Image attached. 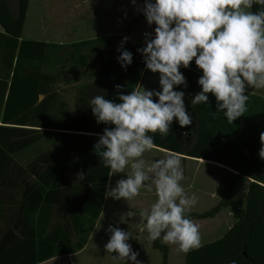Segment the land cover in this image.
<instances>
[{"label": "trees", "instance_id": "1", "mask_svg": "<svg viewBox=\"0 0 264 264\" xmlns=\"http://www.w3.org/2000/svg\"><path fill=\"white\" fill-rule=\"evenodd\" d=\"M30 2L0 0V65L4 70L0 75V183L10 180L8 187L12 188L26 182L35 189L31 196L43 198L47 194L46 198H54L58 190L47 191L37 170L43 166L82 167L83 182L62 188L60 192L67 198H88L84 209L90 211L94 223L103 209L109 182V168L101 163L94 145L104 128L114 125L97 123L90 100L102 95L119 103L118 92L128 94L140 86L146 65L138 49L145 45L131 35L146 17L142 12L136 13L123 33L69 44L50 43L23 36ZM153 27L155 29L156 25ZM125 36L130 39L123 47L133 54V62L126 69L117 60L121 55L117 49ZM180 71L188 86H175V90L185 92L186 108L193 123L181 127L174 118L167 137L161 138L158 132L149 133L154 136V146L227 163L238 171L223 179L224 190L216 205L203 212L186 213L193 221L207 220L215 218L224 208H230L237 221L236 230L230 232L219 248L213 245L193 252L192 264H232V261L264 264V160L258 155L260 133L264 132V96L246 90L247 110L230 124L222 112L217 118L210 115L217 110L216 97L211 93L207 104L192 108L191 99L201 91L198 79L202 75L195 59L189 68L181 67ZM60 83H73L82 89L78 104L66 108L68 121L44 123L53 129L46 130L42 140V135L32 137L37 143L33 141L28 146L29 137L38 135V131L29 126L42 124L31 121L45 109L44 103L38 102L39 96L57 93ZM117 84L122 85V89L118 90ZM13 147L23 149L13 151ZM71 153L78 154L84 163L71 158ZM36 155L37 159H33ZM157 159L155 157L154 161ZM250 179L262 185L252 186V196L258 198L248 209L234 193L238 185ZM152 245L162 253L161 264H168L170 246L160 239L152 241Z\"/></svg>", "mask_w": 264, "mask_h": 264}, {"label": "clouds", "instance_id": "2", "mask_svg": "<svg viewBox=\"0 0 264 264\" xmlns=\"http://www.w3.org/2000/svg\"><path fill=\"white\" fill-rule=\"evenodd\" d=\"M132 3L136 5L137 0ZM254 6L259 7L249 11ZM138 11L149 25H156L154 37L145 33L146 46L138 51L146 68L159 73L161 90L137 87L128 94L120 91L119 103L102 95L93 97L90 106L97 123L114 125L104 128L94 151L109 168L105 196L131 201L145 182H149V191L154 185L156 201L139 212L144 222L141 231L146 230L149 241L160 239L187 253L201 246L200 226L186 215L198 197L186 193L180 183L184 170L179 154L166 153L150 164L142 158L154 146V136L149 133L167 137L174 118L181 127L193 123L185 92L175 86L187 88L180 68H189L194 59L202 75L198 79L201 91L191 99L192 108L207 104L211 93L217 102V110L210 114L213 118L222 112L232 124L244 115L249 99L246 88L264 89V0H144ZM129 39L123 37L117 49L121 53L117 60L125 69L133 62V54L123 47ZM260 143L258 155L264 160V132ZM129 166L127 178L117 180L113 187L111 177L125 173ZM127 215L135 217L136 213L128 211ZM107 231L111 234L104 246L107 253L141 264L139 253L128 243L129 232L113 225Z\"/></svg>", "mask_w": 264, "mask_h": 264}, {"label": "crops", "instance_id": "3", "mask_svg": "<svg viewBox=\"0 0 264 264\" xmlns=\"http://www.w3.org/2000/svg\"><path fill=\"white\" fill-rule=\"evenodd\" d=\"M105 1L106 0H92L94 4L93 9L95 10L99 5H103ZM129 1L130 0H126L123 2V4L126 3V5L120 6V10L117 11L109 7L110 13H113L112 19L106 21L124 22L126 24V26L124 25L125 29L128 23L133 19L132 17L126 18L125 15L126 11H129ZM33 2L34 0H31L30 13ZM109 2H111V0H109ZM113 24L111 27H113ZM96 25L98 24L96 23ZM93 28L95 29L94 26ZM138 28L143 29L140 38H134L132 35L131 37L145 45V33H152L153 37L155 35L153 24L149 25L145 18L136 27V29ZM0 29H2L1 25ZM44 29L43 31L45 32L46 30ZM43 31L37 35V37H29L27 39L33 38V40L38 41L69 44L114 33H123L125 30L114 31L113 29H106V31L94 33L93 35H84L80 33L79 35L58 34L56 36L43 34ZM3 71V67L0 65V75L3 74ZM139 87L161 90L159 73H153L146 68L141 77ZM246 90L264 96V93L257 91V89L246 88ZM262 90L264 91V89ZM56 92L55 94L50 92L47 95L41 94L39 96L38 102H43L45 109L40 111L35 118H31V121L42 122V124L38 126H29V128L36 129L38 135L29 137L27 142L28 146L35 141L32 137L39 136L40 138L42 135V140L44 138V132L53 129L46 127L44 123H62L68 121L66 108L75 107L76 104H78V95L82 92V89L73 83H60L56 87ZM74 132L85 133L84 131ZM153 148L163 153L160 158H163L166 153L171 152L160 147L153 146ZM22 149L23 148L13 147V151ZM177 154L181 157V166L184 170V179L180 183L185 189V192L189 195L192 193L196 194V180L207 188L204 194H199V196H197L198 198L211 197L218 198L220 201L222 190L225 186L223 179L238 173L235 167L227 163L205 159L203 157H191L182 153ZM37 157L36 155L33 159H37ZM71 158L76 160L79 159L81 163H84L78 154L71 153ZM151 161L152 159L146 162L150 164ZM15 175L16 174L12 175V177ZM37 175L47 187V191L51 192L52 190H58V194H56L54 198H46L47 194H44L43 198L31 196V193H34L35 189L29 187V184L26 182H24V184L19 183L12 188L8 187L10 180H5L0 183V264H101V259H105L110 263L113 262L114 264L116 260L125 262V260L115 258L114 255H116V253H107L104 246L109 241L111 234L107 235L106 229L103 228L113 225L124 229L130 234L134 227L139 226L137 228L138 231L144 234L146 230L141 231L143 228V221L140 220L139 213L135 217L130 218H128L129 216L127 215V212L132 211L137 204L131 205L126 203L121 210L116 211L117 213L107 214L106 216L104 202L99 217L93 223L92 214L89 210L84 209L85 202L88 201V198H67L64 192H60L62 188L83 182L84 172L82 167L68 168L63 165L56 167L43 166L37 170ZM255 184L260 183L255 179H250L246 184L238 185L235 189V193H238L240 198L246 203L248 209L250 208L251 202L258 198L256 196L253 197L251 193L252 186ZM226 209L227 208H224L215 218L207 219L211 221L205 223V228L207 225L213 237L201 243L198 249L213 245H218L219 248L224 239H227L230 232L236 230L237 221L233 216V212L232 210H228L227 214H224ZM225 225H227V229L220 232V229ZM147 240L148 239H146V241ZM145 246L150 249L148 250L145 248L147 252H152L154 250L151 241L144 244V247ZM198 249L183 253L184 264H192L193 252ZM139 253L142 257V253ZM129 261L132 263L131 260Z\"/></svg>", "mask_w": 264, "mask_h": 264}, {"label": "rangeland", "instance_id": "4", "mask_svg": "<svg viewBox=\"0 0 264 264\" xmlns=\"http://www.w3.org/2000/svg\"><path fill=\"white\" fill-rule=\"evenodd\" d=\"M125 1L126 0H111V2H109V0H106L103 3V5H99L95 9L96 10L95 12V10L93 9L94 4L92 3V0H34L32 4L31 13L30 11L28 12L29 16L24 28V38H29V37L35 38L43 31L44 28H45L44 30L46 31L45 32L43 31V34H48L51 36H56L58 34L79 35L80 33L84 35L87 34L93 35L94 33H100L102 31H106V29H113L114 31H124L126 29V28L124 29V25L126 26L124 22H114V21H106V20L112 19L113 13H110L109 7L114 8L115 11L120 10L119 9L120 6L126 5V3L123 4V2ZM129 3H130L129 11H126L125 15L126 18L129 17L134 18L135 14L140 12L138 11V7L143 6L144 0H137L136 5L132 3V0H130ZM249 11H256V6H254L252 9H249ZM96 23L98 25H96ZM112 24L113 27H111ZM93 26L95 27V29L93 28ZM142 31H143L142 28L140 29L138 28L136 29L135 33L132 34V36L138 39L140 38ZM257 91L264 93L262 89L259 90L257 89ZM162 155L163 153H161V151H158L153 148L152 150L145 152L142 158L145 159V161H150V159H152L151 161L152 163L154 162L155 156H157L160 159ZM128 171H130V166L129 168L125 169V173H119L112 176L111 185L114 187L117 180L121 178H126ZM147 185L148 184H145V187H142L140 189V194L137 197L133 198L131 201H126L124 199L115 200L111 197H106V201H105L106 216L107 214L117 213L116 211L121 210V208L124 207L126 203L131 205L137 204L136 206H134L132 210L133 212L136 213V215L142 209H146V208L150 209L151 204L156 201L155 198L157 197L155 195L154 185H152L151 191H149ZM206 189L207 188L201 185V182L196 180L197 196H199V194H204L206 192ZM234 197L242 200V198H240L238 193H234ZM218 202H219L218 198H211V197L198 198L197 204L193 206L189 212H203L205 210L210 209L213 205H215ZM228 210L231 209L227 208L224 214H227ZM207 221H211V220L195 221V223H197L200 226L199 231L201 236V243L213 237L211 236L210 234L211 232L208 229L207 225L205 228V223ZM130 227L132 228L131 225ZM138 227L139 226L134 227L132 229L130 233L132 237L128 241V243L131 244L132 249L134 248L133 251L142 253V257L140 256L139 253L137 259L143 262L141 264H157V263L161 264L162 253L157 249H154L152 252H147L145 250V248L147 247L146 246L144 247V244L149 242V240L146 241L147 232L142 234V232L138 231L137 229ZM107 228L108 226H105L103 229H106L107 231ZM225 229H227V225L223 226L220 229V232H223ZM108 234L110 233L107 231V235ZM169 246H170V258L168 264H184L183 262L184 252L178 251V246L176 245H169ZM147 249L150 250L149 248ZM112 263L113 262L110 263L105 259H101V264H112ZM115 264H133V262L131 263L129 260L126 262L116 260Z\"/></svg>", "mask_w": 264, "mask_h": 264}]
</instances>
